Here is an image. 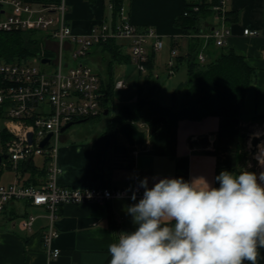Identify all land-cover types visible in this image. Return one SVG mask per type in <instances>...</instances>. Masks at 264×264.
<instances>
[{"label": "crops", "instance_id": "1", "mask_svg": "<svg viewBox=\"0 0 264 264\" xmlns=\"http://www.w3.org/2000/svg\"><path fill=\"white\" fill-rule=\"evenodd\" d=\"M67 1L71 25L77 34H88L94 23H110L115 19L110 0ZM185 4L186 0H123L125 12L134 24L153 27L161 35L164 47L160 52L165 48V41L169 43L170 65L175 57L171 54L173 47L178 48V54L189 48V38L176 24ZM229 8L233 35L222 49H234L243 54L255 69L240 114L210 115L202 120L180 119L176 122L157 117L155 121L161 124L153 131L149 126L140 127L145 123L140 122L138 126L146 131V143L141 148H131L120 132L113 136L107 126L101 133L83 138L62 134L56 157L60 168L56 177L58 185L131 190L145 177L149 187L162 178H183L191 182L202 177L211 186L219 187L215 177L223 170L235 173L247 170L257 175L264 172V164L251 152L250 142L252 136L264 132V119L254 120L257 116H264V0H231ZM212 22L209 17L204 29ZM244 27L257 28L261 34L245 36L242 34ZM203 39L206 46L210 39ZM118 43L121 57L113 64L131 62L130 49L129 53L125 50V47L129 48L128 42L119 40ZM219 48L204 51L207 59L215 57ZM114 70L113 65V74ZM102 78L108 79L106 76ZM262 146L264 141L258 149ZM6 169L14 176L4 183L1 178ZM30 175V172L22 173L20 181ZM46 179V171L37 172L34 177L37 184ZM16 180L13 168L0 165V184ZM131 197H116L106 204L60 205L55 222L59 236L53 240V246L60 249V256L56 259L49 256L43 240L49 222L47 210L26 200L9 202L0 222V264H109L108 246L118 242L119 233L136 228L127 208L138 203L141 197L136 196L135 201ZM27 215L37 217L31 231L22 226V219ZM258 253L256 264H264V248H258Z\"/></svg>", "mask_w": 264, "mask_h": 264}, {"label": "built area", "instance_id": "2", "mask_svg": "<svg viewBox=\"0 0 264 264\" xmlns=\"http://www.w3.org/2000/svg\"><path fill=\"white\" fill-rule=\"evenodd\" d=\"M188 3L182 14L204 13L201 17L202 27L209 17L213 22L201 31L199 36L213 40L216 46H224L233 35L229 24L231 0H186ZM68 1L60 0L49 5L28 0H0V31L14 32L33 30L43 34V41L48 43L45 54L41 50L35 55L8 62L0 60V110L5 121L4 130L10 139L3 145L2 153L9 152V157L2 164L9 165L17 174V180L9 184H0V214L9 202L26 200L31 205L47 210L49 219L43 235L44 244L49 256L56 259L60 249L53 246V240L59 236L55 228L59 207L67 203L94 202L106 204L113 198L143 196L144 189L139 185L131 190L120 188H72L58 185L56 177L60 171L56 163L58 144L63 134L62 127L69 122L89 120L101 116L105 110L102 100L107 97L103 90V78L89 64L80 62L69 66L64 62V51L71 54V59L86 58L93 47L110 40L126 41L130 57L137 69L145 74L151 52H160L164 47L161 35L150 26H137L128 17L122 6L117 17L108 23H94L88 34H77L69 23ZM245 36H259L257 28L244 27ZM186 37L197 34H185ZM59 46L56 50L53 45ZM52 52L57 54L53 57ZM172 56L178 55V48L173 47ZM50 62H42V58ZM202 63L208 61L201 51L198 55ZM40 60L41 64L54 65L52 70L32 64ZM127 86L123 79L115 81L114 88ZM106 95V96H105ZM29 133L33 141L29 142ZM52 133L45 147L40 142ZM258 149L254 155L258 159ZM35 156L44 158L47 179L40 184H25L20 181L21 165L34 162ZM259 160V159H258ZM260 161V160H259ZM35 215L22 219V226L31 231L36 220Z\"/></svg>", "mask_w": 264, "mask_h": 264}, {"label": "clouds", "instance_id": "3", "mask_svg": "<svg viewBox=\"0 0 264 264\" xmlns=\"http://www.w3.org/2000/svg\"><path fill=\"white\" fill-rule=\"evenodd\" d=\"M264 164V146L258 154ZM204 178H162L128 206L136 225L108 246L109 264H256L264 248V172L223 170ZM131 199L136 200L133 192Z\"/></svg>", "mask_w": 264, "mask_h": 264}, {"label": "trees", "instance_id": "4", "mask_svg": "<svg viewBox=\"0 0 264 264\" xmlns=\"http://www.w3.org/2000/svg\"><path fill=\"white\" fill-rule=\"evenodd\" d=\"M28 1L49 5L60 0ZM88 1L95 2L96 0ZM110 1L113 8V17L116 18L123 6V0ZM187 4L186 2L185 6ZM204 15L205 12L188 16L181 14L176 19V24L183 29L185 34L197 35L188 37V50L176 55L175 60L170 65L171 72L177 70L182 64H186L188 71V79L180 82L172 92V104L164 106L154 97L161 83L152 72L155 52H151L147 63L148 71L145 74L141 73L143 75L139 82L136 100L121 105L107 126V131L111 135L117 136L120 125L125 122H134L137 125L140 122H145L153 131L161 124L160 121H155L157 117H164L170 122H176L180 119L202 120L210 115L237 116L240 114L249 85L254 78L255 69L247 63L243 54L234 49H222L223 47H220L215 57L207 62L202 63L199 60L198 55L201 51L216 50L213 40H209L205 46L204 39L198 35L203 31L201 17ZM41 40H43L42 35L33 30L0 31V60L13 62L35 55L43 50L41 49ZM93 49L100 51L103 56L108 54L111 57V61L108 62L111 73L108 72L107 80L103 78V90L107 97H111L115 84L112 64L121 57L119 43L116 40L101 42L95 45ZM44 53L51 55V52L47 50ZM150 82H152L150 88L145 89V85ZM107 97L103 98L102 104L109 111L106 104ZM2 117L3 113L0 110V118ZM262 119H264V116L254 118V120ZM0 137L3 144L10 139V135L4 132L0 134ZM21 171L22 173L30 172L31 174L23 183L37 184L34 180L35 174L46 171V168L39 170V167L31 161L30 163H23Z\"/></svg>", "mask_w": 264, "mask_h": 264}, {"label": "rangeland", "instance_id": "5", "mask_svg": "<svg viewBox=\"0 0 264 264\" xmlns=\"http://www.w3.org/2000/svg\"><path fill=\"white\" fill-rule=\"evenodd\" d=\"M68 14H69V5H68ZM69 23L71 25V17L68 18ZM112 23V22H110ZM72 26V25H71ZM74 31V30H73ZM75 32V31H74ZM42 35V33H39ZM41 49L46 50L48 49L49 44L45 43L41 40ZM53 47L58 50L59 46L54 44ZM127 53H129V48L125 47ZM53 57L57 54L52 52ZM71 54L69 51H64V62L68 61L69 66H77L80 62H84L89 64L97 73L100 75L108 77V72L111 73L110 65L108 64L111 61V57L108 54H103L100 51H95L94 49L90 53V55L86 58H79V59H71ZM170 45L167 41H165V48L162 52L158 53L153 59V70L152 72L157 75L158 80L160 81L161 85L157 93L154 95L162 105L170 106L172 104V92L174 88L182 81L188 79V71L186 64H182L177 70L171 72L170 69ZM175 60V59H173ZM31 62L35 66H39L41 68H45L48 70H52L54 65H44L41 64L40 60L34 61L31 59ZM114 65V74L113 78L114 81L117 79H123L127 86L123 89H116L113 90V95L110 97L108 96L106 99V104L109 108L108 114H102L99 117H95L84 122L74 123L68 129H66L63 134H73L77 138H83L86 136H93L102 132L103 129L108 126V124L113 119L114 115L118 111L119 107L123 104L132 103L137 98L138 92V85L141 78V72L137 69L136 65L131 62H123L122 64L115 63ZM154 79V78H153ZM151 83L145 85V89H149ZM5 121L3 118H0V134L7 133L4 130ZM140 127H148V124L141 123ZM61 143L59 141L58 147ZM3 143L0 137V151H3ZM34 163L38 167L43 166V158L42 156H35ZM2 165V164H1ZM14 173L11 172L9 169L4 170L1 180L5 183L8 180L13 179ZM1 181V182H2ZM2 221V213L0 214V222Z\"/></svg>", "mask_w": 264, "mask_h": 264}, {"label": "water", "instance_id": "6", "mask_svg": "<svg viewBox=\"0 0 264 264\" xmlns=\"http://www.w3.org/2000/svg\"><path fill=\"white\" fill-rule=\"evenodd\" d=\"M42 62H50V58H42ZM104 114H108V110H105ZM86 121L85 119L78 120L77 122H69L65 126L62 127L61 131L64 132L66 129H68L71 125L74 123H80ZM120 134L125 138L126 142L131 148H141L146 143V131L142 128H140L136 123L134 122H125L119 127ZM29 142L31 143L33 141L32 133H29ZM52 137V133L48 134L46 138H44L39 146L45 147L47 143L49 142L50 138ZM264 141V132L259 136H252L251 137V152L255 153L259 145ZM9 157V152L2 153L0 152V163L3 162L4 159H7ZM31 162V159L28 160V163Z\"/></svg>", "mask_w": 264, "mask_h": 264}]
</instances>
